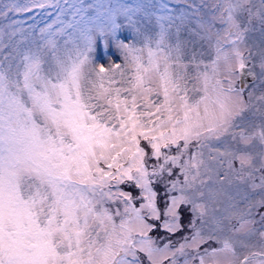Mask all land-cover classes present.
<instances>
[{"label":"snow or ice","instance_id":"1","mask_svg":"<svg viewBox=\"0 0 264 264\" xmlns=\"http://www.w3.org/2000/svg\"><path fill=\"white\" fill-rule=\"evenodd\" d=\"M0 264H264V0H0Z\"/></svg>","mask_w":264,"mask_h":264}]
</instances>
